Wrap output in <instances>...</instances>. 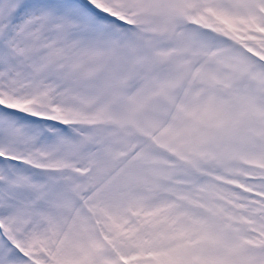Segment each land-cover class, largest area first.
I'll return each instance as SVG.
<instances>
[{
  "label": "snow or ice",
  "instance_id": "obj_1",
  "mask_svg": "<svg viewBox=\"0 0 264 264\" xmlns=\"http://www.w3.org/2000/svg\"><path fill=\"white\" fill-rule=\"evenodd\" d=\"M0 264H264V0H0Z\"/></svg>",
  "mask_w": 264,
  "mask_h": 264
}]
</instances>
